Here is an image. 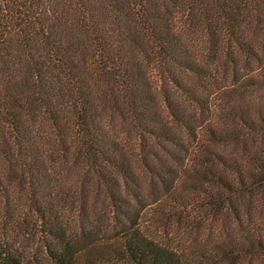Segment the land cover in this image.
Segmentation results:
<instances>
[{
	"label": "trees",
	"instance_id": "trees-1",
	"mask_svg": "<svg viewBox=\"0 0 264 264\" xmlns=\"http://www.w3.org/2000/svg\"><path fill=\"white\" fill-rule=\"evenodd\" d=\"M0 264H264V0H0Z\"/></svg>",
	"mask_w": 264,
	"mask_h": 264
},
{
	"label": "rangeland",
	"instance_id": "rangeland-1",
	"mask_svg": "<svg viewBox=\"0 0 264 264\" xmlns=\"http://www.w3.org/2000/svg\"><path fill=\"white\" fill-rule=\"evenodd\" d=\"M144 192L147 194V191H146V189H144Z\"/></svg>",
	"mask_w": 264,
	"mask_h": 264
}]
</instances>
